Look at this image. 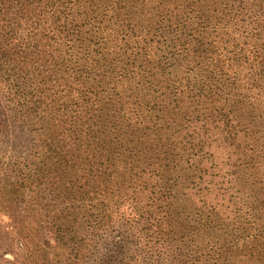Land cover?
Returning <instances> with one entry per match:
<instances>
[{
	"label": "rangeland",
	"instance_id": "obj_1",
	"mask_svg": "<svg viewBox=\"0 0 264 264\" xmlns=\"http://www.w3.org/2000/svg\"><path fill=\"white\" fill-rule=\"evenodd\" d=\"M242 1L76 3L74 56L64 59L87 64L91 72L82 78L93 85L102 78L90 106L109 97L133 125L161 129L178 153L172 196L151 208L157 218H129V210L106 200L112 218H100L95 189L61 196L71 175L88 173L77 164L90 167L100 152L91 145L69 153L54 141L48 154L35 133L11 123L0 132V195L11 194L0 202V264H181L179 249L197 256L187 264H259L240 255L253 236L264 239V79L237 61L249 54L248 20L256 29ZM68 84L71 90L57 88L72 108L78 78ZM9 101L0 89V107L14 116ZM6 175L16 176L14 186ZM162 209L164 218L156 214ZM58 233L57 248L21 250L28 236L54 242ZM133 236L139 248L125 242ZM223 251L235 259L224 260Z\"/></svg>",
	"mask_w": 264,
	"mask_h": 264
},
{
	"label": "trees",
	"instance_id": "obj_2",
	"mask_svg": "<svg viewBox=\"0 0 264 264\" xmlns=\"http://www.w3.org/2000/svg\"><path fill=\"white\" fill-rule=\"evenodd\" d=\"M77 2L85 0H0V89L7 94L8 103L13 104L14 115L10 116L7 110L0 107V132L11 123L25 126L36 134L42 146L45 144L44 152L48 154L54 151V141L60 149L66 148V151L75 154L92 145L100 152L98 161L90 167L78 163L77 166L88 170V173L71 175L67 180L68 188L61 192V196L66 197L74 188L83 189L88 194L85 187H91L97 192L98 199L99 196L103 199L99 200L100 218H112L104 200L115 201L118 207L129 210V218H157L152 215L151 208L158 207L163 199L167 202L172 196L174 176L170 174V169L179 165L176 163L178 153L167 143V139L161 138L159 127L133 125L129 122L130 117L112 104V98H100L90 106L88 95L91 89L101 88L102 78L93 85L92 78H82L83 71L91 72L87 64L77 61L73 66L64 59V56H74L75 45L70 37L74 35L71 27L75 26L73 17ZM242 2L245 3L244 15L248 19L254 13L252 23H256V29H250L248 20L249 26L244 34L247 47L244 51H249V54L239 56L237 61L242 60L245 68L264 79V0ZM83 43L87 46L84 37ZM100 61L94 60L92 65ZM62 73L69 78H78L72 108L62 103L59 96L57 86L72 89L68 84L69 78ZM90 112L92 116H89ZM91 137L97 142L91 141ZM15 178L6 175L13 186ZM7 195H11L10 192L0 195V202L5 201ZM156 214L165 217L163 209ZM135 224L137 220L130 225ZM54 237L52 242L46 236L42 239L28 236V242H22L21 250L57 248L63 243V236L58 233ZM116 241L112 240L113 247ZM125 242L137 248L142 244L141 239L136 243L135 236ZM179 252L181 254L175 258L181 264L198 262L197 256L181 252V249ZM221 255L226 261L235 259L233 252L223 251ZM240 255L251 263L264 264L263 235L253 236L247 250L241 251ZM167 261L166 264H173L172 260Z\"/></svg>",
	"mask_w": 264,
	"mask_h": 264
}]
</instances>
